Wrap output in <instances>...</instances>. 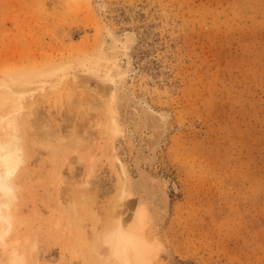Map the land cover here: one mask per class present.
Here are the masks:
<instances>
[{"label": "rangeland", "instance_id": "obj_1", "mask_svg": "<svg viewBox=\"0 0 264 264\" xmlns=\"http://www.w3.org/2000/svg\"><path fill=\"white\" fill-rule=\"evenodd\" d=\"M108 30L136 36L124 77ZM45 68L18 113L25 264H100L96 234L139 210L147 264H264V0H0V81Z\"/></svg>", "mask_w": 264, "mask_h": 264}, {"label": "bare ground", "instance_id": "obj_2", "mask_svg": "<svg viewBox=\"0 0 264 264\" xmlns=\"http://www.w3.org/2000/svg\"><path fill=\"white\" fill-rule=\"evenodd\" d=\"M107 42L108 47L113 50L114 54L112 65L115 67L116 71L124 77L125 74L130 71V68L127 67L126 70L121 71L119 61H121L122 57H125L127 52L136 44V36L129 31L117 33L113 30H108ZM50 73L51 71L48 68L42 69L40 73H36L34 70H23L15 74L13 73V76H10L9 78L11 80L9 83L5 80L0 81V131L2 132L0 134V249L5 250L3 256L0 257V264H25V255L19 246L20 242L18 237L16 238L15 234L13 235L14 237H11L13 232L11 210L14 209L17 199L14 179L19 172L21 165L24 163L23 136L19 134L24 128V124L19 119L20 117L18 113L24 105V95L27 92L35 90L41 81L49 77ZM104 83H107L106 85L108 86L109 83L115 84L116 81H114L113 78H104ZM108 99L109 100H107L108 102L106 101V104L111 113V117L107 128L109 129L110 134L112 132L115 134L117 132V126L115 118L112 115V100L111 97ZM30 106L32 107L33 104H30ZM36 110L38 109L36 108ZM29 111L30 110L27 109L28 113ZM39 113L34 114L38 116ZM31 114L33 113L31 112L29 114L32 119L36 117L34 114L31 116ZM27 115L26 117H29V115ZM24 118L22 119L25 120ZM29 118L26 120H28V122L30 120L31 123L32 119ZM38 118H42V115ZM38 118L35 119L39 126L41 124H39L41 119L39 120ZM32 121L33 124H36L34 120ZM46 121L48 120H45V123L42 122L41 126L37 129L36 127H33L34 125L32 123H29L34 128L32 130L35 131L36 129L35 132L31 131L33 132L32 134L35 133L36 135L37 133L38 136H36L38 137L37 140L40 145L58 151L61 149V143L63 141H74V139L70 137L71 133H68V138H63L66 134L63 133L64 136L63 134L62 136H60L61 134L58 135L60 132L58 131L59 133H55L57 131L54 132L52 127L50 128L51 124L48 125ZM73 126L75 127V125ZM29 136L30 135L28 134V137ZM121 188V192L119 193L120 196L117 198L123 200L121 198L126 196L127 188L125 185ZM143 218L144 216L141 210H139L132 219L127 218V222H123L119 217L114 218L115 220L111 221V224H109L104 231L96 234L91 246H89V251L86 253V259L93 263L95 261L100 264H147L149 256L151 255V249L141 237L140 228L143 226ZM131 220L132 222L128 224V221ZM33 244L32 246L30 245L31 248L29 247L30 249L28 251L34 250L35 245Z\"/></svg>", "mask_w": 264, "mask_h": 264}]
</instances>
